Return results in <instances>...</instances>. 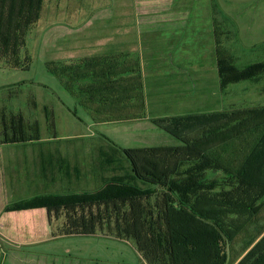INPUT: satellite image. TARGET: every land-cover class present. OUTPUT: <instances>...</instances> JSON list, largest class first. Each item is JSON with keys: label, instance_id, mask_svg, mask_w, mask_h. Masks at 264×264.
I'll use <instances>...</instances> for the list:
<instances>
[{"label": "crops", "instance_id": "crops-1", "mask_svg": "<svg viewBox=\"0 0 264 264\" xmlns=\"http://www.w3.org/2000/svg\"><path fill=\"white\" fill-rule=\"evenodd\" d=\"M84 1L77 0L67 14H57L58 0H42L35 26L42 36L40 50L48 55L46 66L100 59V66L83 82L95 86L94 101L88 102L87 89L78 97L64 88L76 101L58 99L52 108L54 115L62 110L72 117L70 126H58L56 116L55 126H0V179L7 180L0 188V203L6 197L14 202L7 207L49 195L93 193L113 182L139 187L123 151L157 147L156 138L165 131L155 124L157 120L264 107L256 100L264 99V75L221 86L219 50L232 59L228 65L240 70L264 61L248 62L259 45L240 49L238 24L233 16L220 14L214 0L209 1L210 9L204 0H112V6L107 0L104 10L101 4H87V8ZM246 82L252 84L236 88ZM249 86L258 87L254 88L257 97L240 96L239 91L247 92ZM2 99L5 118L8 95ZM93 115L129 117L106 121ZM84 122L85 126L78 125ZM16 130L37 137L16 139ZM44 132L52 136L44 137ZM113 135L122 143L115 142ZM61 207L72 208V218L79 225L80 212L73 205L26 211L48 221ZM47 210L54 213L48 215Z\"/></svg>", "mask_w": 264, "mask_h": 264}, {"label": "trees", "instance_id": "trees-1", "mask_svg": "<svg viewBox=\"0 0 264 264\" xmlns=\"http://www.w3.org/2000/svg\"><path fill=\"white\" fill-rule=\"evenodd\" d=\"M41 3L0 0L1 60L21 61ZM225 54L218 51L222 88L264 75V62L240 70L228 65L232 59ZM100 63L93 58L78 64L49 63L47 68L73 95L80 97L87 89L92 103L94 85L83 82ZM92 117L110 121L129 116ZM155 124L178 145L123 151L134 179L144 188L113 182L93 193L43 196L7 211L73 205L79 209L83 234L94 235L99 229L133 239L146 264H234L232 244L260 222L264 211V107L166 118ZM15 133L16 139L37 137ZM208 172L224 177L208 180ZM252 241L237 264H264V230Z\"/></svg>", "mask_w": 264, "mask_h": 264}, {"label": "rangeland", "instance_id": "rangeland-1", "mask_svg": "<svg viewBox=\"0 0 264 264\" xmlns=\"http://www.w3.org/2000/svg\"><path fill=\"white\" fill-rule=\"evenodd\" d=\"M68 1L70 2V0H58L55 12L67 14L69 11H73L77 0H71V4ZM94 1L98 0H85L84 2L86 5L101 4L102 7L108 3L107 0L100 3H93ZM209 1L204 0L206 9H210ZM214 1L216 10L220 14L233 16V21L238 24L237 34L240 49H250L252 45H259H257L259 49L251 53V60L247 59L248 62L264 61V0ZM210 2L213 3V0ZM110 3L112 6V0ZM90 5H87V8ZM52 9L53 6H49L48 10ZM110 10L108 11L111 12ZM110 22L114 23L115 20H110ZM36 30L37 28L34 26L26 38L28 50L21 51V61L18 60L17 63L14 58H9L8 61L0 59V104L3 106L5 101L2 97L5 94L8 95L7 111H5L8 115H5V118L2 117L5 106L0 107V126L2 124L5 126H55V116L59 118L58 126H70L72 123L70 121L72 117L66 115L62 110H57L58 114H53L52 107L57 105L58 99L60 101L67 100L69 104L75 102L76 99L71 97L61 81L49 72L46 66L48 55L47 52L40 50L41 46L38 42L42 40V36L38 35ZM52 38L53 36L50 39ZM249 84L252 83L239 84L236 88L244 89ZM258 87L249 86L250 90L247 92L238 91L243 97L251 95L257 97ZM262 95L264 98V93ZM247 100L248 98L237 101L241 103V101ZM256 100L264 103V99L259 101V98H256ZM85 123H78V125L85 126ZM160 132L163 137L157 136L155 146L178 145L176 138L165 131ZM50 136L52 133L44 134V137ZM112 137L116 142V136ZM122 141L121 139L117 142L122 143ZM207 176L208 180L214 178L222 180L224 177L223 174L214 172H208ZM5 181L7 180L0 179V188H4ZM137 183L140 185L139 187H145L140 181ZM6 199L7 197L2 198V203H0V264H10V261L16 264V260H18L17 264H22L21 260L23 264H51L56 260L70 261L75 264L78 262H80L79 264H146L133 239L126 237L118 239L117 236L110 235L108 231L99 229L92 237L84 236L80 223L78 225L72 218V208L61 207L55 213L54 210H47L48 215L56 214V216H52V220L47 221L35 217V213H30L31 211L20 210L5 213L4 209L7 211L8 203H14ZM247 230L238 236L234 245L232 244L231 252L235 259H239L242 249H245V246L253 242L252 240L259 235V232L264 230V211L260 222L252 224Z\"/></svg>", "mask_w": 264, "mask_h": 264}]
</instances>
